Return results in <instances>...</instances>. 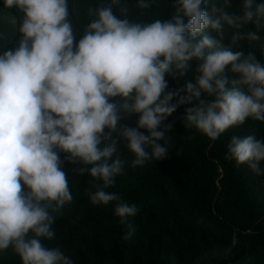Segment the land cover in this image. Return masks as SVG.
<instances>
[{"label": "clouds", "instance_id": "1", "mask_svg": "<svg viewBox=\"0 0 264 264\" xmlns=\"http://www.w3.org/2000/svg\"><path fill=\"white\" fill-rule=\"evenodd\" d=\"M3 4L21 14V38L0 54V253L11 249L20 264H73L60 247L42 243L55 237L53 213L73 199L61 153L83 165L76 173L101 182L86 193L91 204L117 202L125 224L139 209L106 191L123 172L125 161L113 158L121 144L132 168L163 160L172 127L165 121L184 105V126L212 141L249 118L264 121V64L233 50L260 39L243 29L264 30V3L241 0L230 12L233 0H174L170 19L145 24L111 0L89 9L94 19L78 42L68 0ZM150 6L137 0L142 13ZM191 61L198 62L194 80L168 90L166 77H184ZM131 116L135 127L121 124ZM225 159L264 174V141L233 135ZM127 228L130 239L135 228ZM238 243L234 232L227 251Z\"/></svg>", "mask_w": 264, "mask_h": 264}, {"label": "trees", "instance_id": "2", "mask_svg": "<svg viewBox=\"0 0 264 264\" xmlns=\"http://www.w3.org/2000/svg\"><path fill=\"white\" fill-rule=\"evenodd\" d=\"M221 2L209 0V6ZM109 3L111 0H68L69 19L77 32V42L94 19L89 9ZM136 3L137 0H120V5L129 8L128 18L134 22L168 20L174 11V0H150V8L143 13ZM240 3L241 0H233L229 11L238 12ZM120 5L113 8L117 16ZM20 20L21 14L6 9L0 0V54L14 48L21 38ZM243 31L257 32L260 39L242 40L233 50L252 52L264 64V30L257 31L248 25ZM228 36L225 44L229 43ZM197 63L191 61L182 78L166 77L168 90L181 89L194 80ZM186 107L180 106L165 121L172 127L166 135L169 150L163 160L132 168L133 156L123 144L118 147L113 158L118 155L125 161L123 172L106 191L116 193L123 202L135 204L139 209L125 224L115 214L117 202L91 204L86 193L95 191L94 185L101 182L93 181L87 173H76L75 169L83 165L71 163L61 153L73 199L53 213L56 219L51 229L55 237L42 240L45 247H60L73 264H264V174L257 175L247 164L237 166L235 161L225 159L233 135L254 134L264 141V121L249 118L245 124L229 128L212 141L184 126ZM137 119L138 116H131L121 124L135 127ZM260 168L264 169V161L260 162ZM129 223L135 232L125 239ZM234 232L239 243L227 251ZM0 264H20V261L9 249L0 253Z\"/></svg>", "mask_w": 264, "mask_h": 264}]
</instances>
